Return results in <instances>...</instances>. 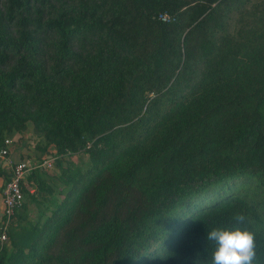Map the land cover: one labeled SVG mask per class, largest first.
I'll return each mask as SVG.
<instances>
[{
	"label": "trees",
	"instance_id": "1",
	"mask_svg": "<svg viewBox=\"0 0 264 264\" xmlns=\"http://www.w3.org/2000/svg\"><path fill=\"white\" fill-rule=\"evenodd\" d=\"M30 126L0 264H210L238 212L264 264V0H0V150Z\"/></svg>",
	"mask_w": 264,
	"mask_h": 264
},
{
	"label": "clouds",
	"instance_id": "2",
	"mask_svg": "<svg viewBox=\"0 0 264 264\" xmlns=\"http://www.w3.org/2000/svg\"><path fill=\"white\" fill-rule=\"evenodd\" d=\"M206 239L214 246L210 264H259L256 231L242 213H236L232 222L212 228Z\"/></svg>",
	"mask_w": 264,
	"mask_h": 264
},
{
	"label": "built area",
	"instance_id": "3",
	"mask_svg": "<svg viewBox=\"0 0 264 264\" xmlns=\"http://www.w3.org/2000/svg\"><path fill=\"white\" fill-rule=\"evenodd\" d=\"M159 18L164 22L174 19L168 12L160 13ZM11 142V139L6 140V146L0 150V156H8ZM54 161L55 158H48L42 162L21 160L12 164L11 178L4 189V210L0 222V250L8 244L9 230L14 222L16 209L24 203L23 186L26 185L28 175L38 168L52 170Z\"/></svg>",
	"mask_w": 264,
	"mask_h": 264
},
{
	"label": "crops",
	"instance_id": "4",
	"mask_svg": "<svg viewBox=\"0 0 264 264\" xmlns=\"http://www.w3.org/2000/svg\"><path fill=\"white\" fill-rule=\"evenodd\" d=\"M22 145L23 144L16 143V142H14V140H12V142L9 146L10 155L5 156V157L0 156V162H2L3 166H5L7 168L8 172L10 174H11V170H12V164L14 162L21 160L23 155H25L24 151L21 148ZM35 161H36V159H35ZM3 186H5V180H4V178H0V222H1L2 213L4 210V189L5 188Z\"/></svg>",
	"mask_w": 264,
	"mask_h": 264
},
{
	"label": "rangeland",
	"instance_id": "5",
	"mask_svg": "<svg viewBox=\"0 0 264 264\" xmlns=\"http://www.w3.org/2000/svg\"><path fill=\"white\" fill-rule=\"evenodd\" d=\"M12 141V140H11ZM24 142H23V145H22V150L24 151V153H25V157H27L26 158V160H28V161H35V143H36V138H35V136H34V133H33V129H32V127L30 126L29 127V129H28V132H27V135H26V138L23 140ZM79 158H83V160H86L87 159V156H84V155H73L71 158H70V160H72L73 162H75L76 164H79L80 163V159ZM55 164V163H54ZM55 171H57V168H56V166L54 167V169L53 170H49V173L51 174V175H54L55 174ZM29 182V180L27 179V182H26V184ZM28 200H30V198H29V195L28 194H26V198H25V200H24V202H28ZM30 208H35V205H33L32 203H30ZM32 216L31 217H33L34 215L33 214H31ZM8 244H9V246H10V241H8ZM7 244V245H8Z\"/></svg>",
	"mask_w": 264,
	"mask_h": 264
}]
</instances>
